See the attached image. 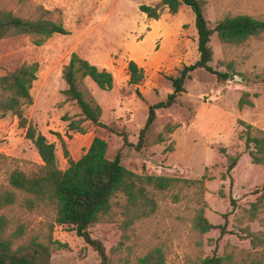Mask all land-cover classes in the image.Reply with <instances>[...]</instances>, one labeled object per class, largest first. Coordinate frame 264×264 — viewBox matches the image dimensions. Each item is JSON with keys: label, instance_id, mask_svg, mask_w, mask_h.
I'll use <instances>...</instances> for the list:
<instances>
[{"label": "rangeland", "instance_id": "1", "mask_svg": "<svg viewBox=\"0 0 264 264\" xmlns=\"http://www.w3.org/2000/svg\"><path fill=\"white\" fill-rule=\"evenodd\" d=\"M160 1L0 0V9L29 18L46 16L63 22L69 31L54 34L42 45H35L27 35L0 39V76L25 62L39 63L38 79L31 89L33 102L24 106V113L55 143L61 169L68 167V161L58 133L74 159H79L94 136L99 135L109 142L108 158L121 151L122 164L137 173L192 179L207 175L205 216L221 225L227 214L225 234L221 235L220 228L203 235L193 229L195 208L203 205L194 190L156 192L159 207L152 217L124 231L123 216L117 208L114 222L90 227L92 236L105 244L113 263L133 264L140 255L158 246L165 251L166 264H194L214 253L232 254L235 264H250L253 259L264 264V200L251 218L252 203L264 192V168L252 162L240 137L244 130L240 120L264 129V33L230 47H224L214 34L210 65L217 72H227L228 78L222 79L206 69L194 70L178 102L156 110L157 120L141 150L125 145L124 136L103 127L90 125L85 134L68 127L72 119L80 117V109L75 102L65 101L62 90L67 83L62 69L71 54L77 52L106 67L115 77L111 90L86 79L103 108L102 121L125 133L130 142H138L149 106L165 100L173 91L170 76H177L184 65L199 58L195 17L188 6L176 14L165 8L159 19L149 18L139 8L141 4L155 5ZM205 13L212 28L229 14L247 13L264 20V0H207ZM131 54L146 58L152 66L139 62L145 72L139 85L128 82ZM231 75L234 79H230ZM246 92L254 106L240 108L238 102ZM167 124L175 126V130L168 132ZM159 135L164 140L157 143ZM236 155L241 157L230 175L229 157ZM41 162L35 145L26 137V128L19 126L18 117L9 113L0 119V188L8 185L13 168L29 170ZM123 198L122 194L117 197L120 201ZM3 212L10 217L12 229L20 223L25 226L15 246L37 238L50 246V264H100L98 253L75 230L62 225L52 227L54 212L26 211L19 205ZM250 230L262 237L256 246Z\"/></svg>", "mask_w": 264, "mask_h": 264}, {"label": "trees", "instance_id": "2", "mask_svg": "<svg viewBox=\"0 0 264 264\" xmlns=\"http://www.w3.org/2000/svg\"><path fill=\"white\" fill-rule=\"evenodd\" d=\"M206 4L207 0H161L155 5L139 6L142 12L153 19H159L165 8H168L169 13L176 14L183 5L188 6L195 17L199 58L192 64L184 65L177 76H170L173 91L165 100L149 106L148 118L140 130L137 143L130 142L125 133L102 121L103 108L86 84V79L89 78L100 88L111 90L115 81L113 73L106 68H99L77 52L71 54L62 69V77L67 83V87L62 90L65 101L75 102L80 109V117L70 121L69 129L85 134L90 125L103 127L124 136L125 145L141 150L146 146L148 135L157 120L156 110L169 108L178 102L179 96L186 91V81L191 78L194 70L206 69L217 73L222 79H227L229 76L227 72H217L210 65L214 55L210 45L212 36L217 34L224 47L238 46L252 37L261 36L264 33V20L247 13L229 14L219 19L212 28L206 17ZM49 12L45 10V13ZM56 33L68 34L69 31L63 22L46 16L29 18L12 10L0 9V39L27 35L30 36L32 43L42 45ZM38 70V62H25L0 76V119L9 113L16 115L19 126L26 128V137L33 142L42 160L29 170L13 168L8 176V185L0 188V264H50L51 248L43 241L32 238L28 243L15 246L24 235L25 226L20 223L12 229L10 217L3 212L4 209L15 205L26 211L54 212L52 227L62 225L75 230L98 253L100 264L115 263L102 240L92 236L90 227L98 223L114 222L117 208H120L123 216L121 223L124 231L137 222L152 217L159 207L156 192L162 193L172 189L194 190L198 202H202L203 205L195 208L192 218L193 229L201 235L214 228H220L221 235L227 232V214L225 223L221 225L212 223L205 216L206 174L199 179H192L137 173L122 164L121 151L114 158H108L109 142L99 135L94 136L91 145L79 159H74L65 140L58 133L68 161V167L61 169L56 157L55 143L50 142L24 113V106L33 102L31 89L38 79ZM127 71L130 84L139 85L145 78L144 68L134 60L128 62ZM248 95L246 92L240 98L238 102L240 108L244 105L254 106ZM240 123L244 126L240 137L244 139L247 153L254 164L264 168V129L245 120H240ZM166 129L173 132L175 126L167 124ZM163 140V136L159 135L156 142ZM240 157V155L229 157L228 174L231 175ZM222 176L226 178V174ZM120 194L124 196L122 201L117 199ZM177 195L173 194L175 200ZM263 200L264 192L252 203L251 218H254V212L259 202ZM231 202L235 205L233 197ZM248 233L254 246L262 242V237L258 233L251 230ZM54 242L66 246L60 241ZM120 245L122 242L117 249ZM133 264H166L165 251L161 247H153L140 255ZM194 264H235V260L232 254L214 253L199 258ZM250 264L263 262L253 259Z\"/></svg>", "mask_w": 264, "mask_h": 264}, {"label": "crops", "instance_id": "3", "mask_svg": "<svg viewBox=\"0 0 264 264\" xmlns=\"http://www.w3.org/2000/svg\"><path fill=\"white\" fill-rule=\"evenodd\" d=\"M183 6H186V5H183ZM182 6V7H183ZM181 7V8H182ZM181 10V9H180ZM179 10V11H180ZM57 34V33H56ZM158 38V37H157ZM156 38V39H157ZM130 59L131 60H134V61H136L137 63H138V65H139V62L143 65V66H145V65H148V66H150L147 62H146V58H144V57H142V56H137V55H135V54H131V57H130ZM89 60V59H88ZM93 63V62H92ZM95 64V63H94ZM97 65V64H96ZM99 68H106V67H100L99 65H97ZM141 67V66H140ZM150 67H152V66H150ZM107 69V68H106ZM110 71V70H109ZM128 76H129V74H128ZM129 80V79H128ZM114 83H115V81H114ZM135 85H137V84H135ZM113 89V88H112ZM258 165V164H257Z\"/></svg>", "mask_w": 264, "mask_h": 264}, {"label": "water", "instance_id": "4", "mask_svg": "<svg viewBox=\"0 0 264 264\" xmlns=\"http://www.w3.org/2000/svg\"><path fill=\"white\" fill-rule=\"evenodd\" d=\"M230 79H234V78H233V75L230 76Z\"/></svg>", "mask_w": 264, "mask_h": 264}]
</instances>
